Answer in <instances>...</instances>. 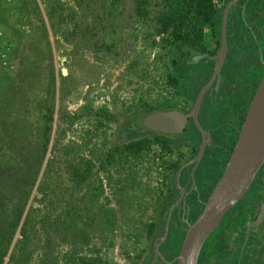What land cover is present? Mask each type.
Listing matches in <instances>:
<instances>
[{
    "label": "rangeland",
    "instance_id": "rangeland-1",
    "mask_svg": "<svg viewBox=\"0 0 264 264\" xmlns=\"http://www.w3.org/2000/svg\"><path fill=\"white\" fill-rule=\"evenodd\" d=\"M173 7L174 0H0V264L153 260L160 205L174 164L191 148L127 128L158 109L192 105L172 61L181 24L158 32ZM238 10L241 38L231 25L225 67L243 88L263 72L264 21L247 24L248 10ZM209 31L186 46L217 52ZM198 77L196 70L190 84L200 88ZM208 110L217 139L225 138L218 142L230 146L233 114H223L224 105ZM216 172L206 167L197 183Z\"/></svg>",
    "mask_w": 264,
    "mask_h": 264
},
{
    "label": "flooded vegetation",
    "instance_id": "flooded-vegetation-1",
    "mask_svg": "<svg viewBox=\"0 0 264 264\" xmlns=\"http://www.w3.org/2000/svg\"><path fill=\"white\" fill-rule=\"evenodd\" d=\"M217 1L221 2L222 6L220 7V9H218L216 5H214L216 9L215 18H213L212 16L208 22V25L210 27V39L215 38L214 36L216 33L214 31V28L217 27V25L219 26L221 18L223 23L224 9L233 0ZM240 7L242 9L244 8V12L248 10L249 16L247 24H250V22L255 23V21H264V0H238L237 4L232 6L229 10L227 38L229 35V29L231 25L234 24L235 28H232L231 32H233V36L238 35L241 38L240 29L241 25H243L244 23L242 22L243 18L239 14V12H241L240 10H238ZM252 27L250 26L249 28L252 29ZM247 36L248 35L245 34L242 37L246 38ZM212 51L213 50L211 49V51H200L199 53L191 52L192 54L189 55V58L196 63V66L197 64H200L196 69L199 76L198 79H203L201 82L200 90L209 84L215 68L219 64L218 59H214L218 51L215 53H211ZM225 63L226 58L220 70L221 79L219 82V86L216 87V77L214 82L210 85V88L206 91L204 100L201 103L198 120L203 130L210 132L211 140H208V135L206 134L205 136L207 145L205 147L204 154L198 163L197 161H194V159L198 155L200 144L203 141V134L198 130L193 118L189 119V122L186 125L183 134H164L160 131H151L149 128L145 127L148 129L146 130L148 133L157 134L163 138H168L169 140H171L172 145L183 144L188 145V147L191 148L190 156H188L183 162L179 163L177 169H175L174 164L173 171L175 173L172 179L171 191L165 201L161 203L158 211V218L161 219V237L157 239L156 247L159 241L164 236L165 226L167 221L169 220L167 236L159 246L158 260H160L161 258L160 254H162L167 259L166 251L168 247H165V245L168 238L173 235L185 236L188 227L193 224L201 215L210 193L223 174L231 151L235 145L236 140L239 137V133L243 125V121L245 119V115L247 113L251 99L259 83L258 82L255 84L256 87L252 97L248 102V107L244 110H240V112L238 113V111L236 110L238 99L237 95L235 94L237 87L236 84H234L232 80H230L229 73L226 70L227 67H225ZM197 95L195 96V98H192L193 100H189V102L192 104L189 109L177 106L161 108L157 111L180 110L188 112L193 108ZM208 104H213L215 107H222V105H224L226 112H224L223 114L226 113L227 116L230 113L233 114L232 120H228L230 126V146H226L224 148L222 144L218 142L222 141L224 137H219L217 139L220 133V129L218 128V126L214 125V122L212 123V119L215 116H213V112L208 110ZM190 129L191 136H186L188 134V130ZM215 138L217 140H215ZM219 145H221L222 148L219 147ZM212 153L215 154L216 162L213 161L212 155L214 154ZM209 158L211 161L208 162ZM206 167H210L213 171L216 170L217 172L214 176L206 179L204 183L205 185L200 187V185L196 181L195 176L196 173H199V175L201 173L203 174ZM179 171L180 175L178 186L177 174ZM173 206L174 209L171 211V208ZM156 252L157 250L155 251V253ZM155 253L153 257H155ZM167 261L168 264H177V262L173 259H167ZM198 264H264V173H261L259 177H257L256 181L255 179L253 180L245 197L241 199L224 216L219 226L209 235L201 249Z\"/></svg>",
    "mask_w": 264,
    "mask_h": 264
},
{
    "label": "water",
    "instance_id": "water-1",
    "mask_svg": "<svg viewBox=\"0 0 264 264\" xmlns=\"http://www.w3.org/2000/svg\"><path fill=\"white\" fill-rule=\"evenodd\" d=\"M238 0L230 2L223 13L221 28V46L214 57L219 64L215 68L209 84L203 87L197 95L193 108L188 111L170 110L157 111L144 116L142 124L151 131H160L164 134H183L190 118H193L198 130L203 134V141L200 144L199 152L194 161H200L207 145L211 140L210 132L204 131L199 123L198 116L201 103L204 100L206 91L217 77L216 87L221 79L220 70L224 64L229 45L227 40V24L229 10L236 5ZM264 164V74L258 83L254 95L248 107L239 137L231 151L229 160L225 166L221 178L210 193L205 207L199 218L191 224L184 237L178 255L175 257L177 264H198L201 249L209 235L219 226L224 216L241 200L248 192L257 173ZM179 175L177 174L178 186ZM174 206L171 208V211ZM169 220L165 226L162 239L157 244L155 257L152 264H155L159 256V246L165 240L168 233ZM163 258L164 256L160 254Z\"/></svg>",
    "mask_w": 264,
    "mask_h": 264
},
{
    "label": "trees",
    "instance_id": "trees-1",
    "mask_svg": "<svg viewBox=\"0 0 264 264\" xmlns=\"http://www.w3.org/2000/svg\"><path fill=\"white\" fill-rule=\"evenodd\" d=\"M181 5V6H180ZM171 11V13H170ZM167 14L168 22L165 23L164 27L159 29L158 32H165L168 30L167 28L176 21H179L180 30L176 33L174 31V40L181 42V44L178 45V53L177 56L172 58L173 61V67L175 71L176 79L184 82V91L186 96L194 97L198 94L200 88L195 87L194 85L190 84L191 76L193 72L197 69V67L200 64H197L189 58V55H191V52L199 53V49L192 46H186V40H192V43H199L203 39V32H204V26L208 25V22L210 18L213 16L215 18L216 15V9L214 7V4L212 0H174V7L172 10H170ZM187 18V19H186ZM185 20H187L188 24L184 23ZM221 24H222V18L220 19L219 26L214 28L215 35L218 36V43L220 42V31H221ZM185 29V30H184ZM188 30V35H187ZM184 31V32H183ZM186 31V32H185ZM192 31V32H191ZM192 34H195L192 35ZM192 37V39H189V37ZM185 44L182 45V44ZM204 51V50H203ZM264 73V70L258 79V82H260L262 75ZM175 82V80H174ZM201 87V86H200ZM197 92V94H195ZM136 119V117L134 118ZM129 130V133H133L135 135L143 134L147 128L143 126L142 122L139 124L130 123L129 127L127 128ZM25 203H23L24 206ZM23 206L22 209H20L18 213V220L16 221V224L19 222V218L21 217V214H23ZM184 235H173L168 238L166 241L165 247H168V253L167 259H175V257L178 255L181 245L184 240ZM9 244V242L7 243ZM4 246V249L1 251L2 255L7 252L8 246ZM1 262V259H0ZM149 264H152V259L150 260ZM176 264V263H175Z\"/></svg>",
    "mask_w": 264,
    "mask_h": 264
},
{
    "label": "crops",
    "instance_id": "crops-1",
    "mask_svg": "<svg viewBox=\"0 0 264 264\" xmlns=\"http://www.w3.org/2000/svg\"><path fill=\"white\" fill-rule=\"evenodd\" d=\"M263 66H261V70H263L264 68ZM260 73H262V71L254 74L251 82L247 83L245 86H243V88H239V87L236 88L235 94L237 95V99H238V104H236V110L238 111V113L240 112V110L242 109L244 110L248 107V102L250 98L252 97L253 92L256 87L255 84L258 83V79L261 76ZM166 253L167 254L170 253V252L168 253V249Z\"/></svg>",
    "mask_w": 264,
    "mask_h": 264
}]
</instances>
